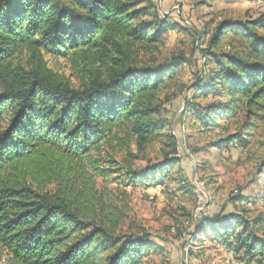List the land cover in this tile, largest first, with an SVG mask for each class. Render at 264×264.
<instances>
[{
	"label": "trees",
	"instance_id": "trees-1",
	"mask_svg": "<svg viewBox=\"0 0 264 264\" xmlns=\"http://www.w3.org/2000/svg\"><path fill=\"white\" fill-rule=\"evenodd\" d=\"M182 22L161 17L150 0H0L2 264H144L158 248L151 233L129 223L128 195L99 189L98 179L116 173V144L129 138L142 151L163 131L158 99L192 60L161 64L158 54L170 31L187 30ZM259 29L264 18L224 20L198 47L208 67L193 90L218 101L186 106L183 117L194 112L207 130L239 118L240 129L227 128L219 147L246 148L264 125ZM47 56L82 63L80 84L53 72ZM180 163L166 157L151 176L162 181ZM120 169L132 183L140 176L130 161ZM189 230L192 244L221 242L242 263L264 264V219L237 209L203 215Z\"/></svg>",
	"mask_w": 264,
	"mask_h": 264
},
{
	"label": "rangeland",
	"instance_id": "rangeland-1",
	"mask_svg": "<svg viewBox=\"0 0 264 264\" xmlns=\"http://www.w3.org/2000/svg\"><path fill=\"white\" fill-rule=\"evenodd\" d=\"M152 2L160 8L161 17L172 15L173 21H183L187 29L170 31L165 36L164 47L158 54L159 62L163 64L173 56L184 55L192 63L178 70L158 99L159 112L155 119L164 127L160 136L142 151L129 138L121 145L116 144L113 167L116 173L99 178L98 187L117 196L126 193L129 197L126 204L131 209L129 223L135 230L151 233L153 241L158 243V248L144 264H244L221 242L208 240L192 244L186 240L185 232L192 231L193 222L203 215L231 213L237 209L250 220L264 219V175H260V163L264 160V125L254 129L246 148L237 143L219 147L217 143L227 136V128L231 134L240 129L239 118L223 121L222 128L207 130L198 124L194 112L191 117L183 115L186 106L203 107L218 101L193 90L197 77L208 67L198 47L209 45L214 29L224 20L244 23L264 18V1L174 0L169 7L163 5V0ZM195 22L199 25L197 33L202 36L199 44L198 35L192 29ZM258 31L264 34V30ZM227 44L228 39L221 47L225 49ZM45 59L53 72L74 85L80 84L82 63L75 67L68 59L51 56ZM171 136H175L179 144ZM166 157H177L181 163L164 180L152 178L151 168ZM128 161L140 175L135 183L120 169ZM201 183L205 184V192L198 195L196 185L199 187ZM235 193L245 197L244 201H232ZM202 207L204 211L200 212Z\"/></svg>",
	"mask_w": 264,
	"mask_h": 264
},
{
	"label": "crops",
	"instance_id": "crops-1",
	"mask_svg": "<svg viewBox=\"0 0 264 264\" xmlns=\"http://www.w3.org/2000/svg\"><path fill=\"white\" fill-rule=\"evenodd\" d=\"M152 1H153V0H152ZM161 1H162V0H161ZM163 1H164V4H163V5L169 7V5H170V4L172 3V1H174V0H163ZM178 1H180V0H178ZM160 3H161V4H160ZM159 4L162 5V2H158V5H159ZM186 8H188V7H186ZM159 9H160V8H159ZM172 9H173V8H172ZM186 12H187V11H186ZM169 13H171V12H168V14H169ZM171 16H172V15H171ZM171 16H170V17H171ZM175 22H180V21H179V19H176ZM192 29H193L194 32H196V33L199 32V25H198V23L195 22L194 25H193V28H192Z\"/></svg>",
	"mask_w": 264,
	"mask_h": 264
},
{
	"label": "bare ground",
	"instance_id": "bare-ground-1",
	"mask_svg": "<svg viewBox=\"0 0 264 264\" xmlns=\"http://www.w3.org/2000/svg\"><path fill=\"white\" fill-rule=\"evenodd\" d=\"M199 186H201V187H198L196 185V189H197V193L196 194H198V195H200L201 191H203V193L205 192L204 189H203L204 185L201 183ZM202 196L204 197L205 195L203 194ZM200 199H202V197H200Z\"/></svg>",
	"mask_w": 264,
	"mask_h": 264
},
{
	"label": "built area",
	"instance_id": "built-area-1",
	"mask_svg": "<svg viewBox=\"0 0 264 264\" xmlns=\"http://www.w3.org/2000/svg\"><path fill=\"white\" fill-rule=\"evenodd\" d=\"M260 3H261V1H260ZM186 21V20H185ZM188 24H189V22L188 21H186ZM190 25V24H189ZM200 187V186H199ZM200 209V212H203L204 211V208L202 207V208H199Z\"/></svg>",
	"mask_w": 264,
	"mask_h": 264
}]
</instances>
